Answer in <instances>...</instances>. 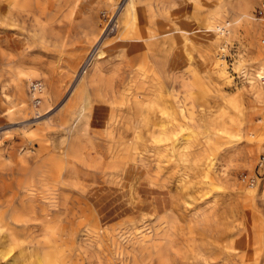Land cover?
<instances>
[{
	"label": "rangeland",
	"instance_id": "374dc122",
	"mask_svg": "<svg viewBox=\"0 0 264 264\" xmlns=\"http://www.w3.org/2000/svg\"><path fill=\"white\" fill-rule=\"evenodd\" d=\"M162 1L164 0H142V5L156 11L157 14ZM187 1L175 5L176 8H181L182 19L184 21L187 19L185 26L195 25L208 17L211 6L207 0L204 4L199 3L200 0ZM260 1L251 0L254 15ZM122 2V0H34L27 10L13 11V19L0 18L1 21L4 20L0 21V264L10 257L13 260V256L16 259L14 264L17 263L18 256L21 260H18L17 264H53L49 260H56L58 253L63 260L59 259L57 264H133L140 260L137 248L139 242H136L140 233H145L152 243L159 241L161 234L159 223L163 215L154 218L147 213H154V208L156 212H162L172 207L173 200L177 203L179 224L184 229L179 230L181 228L178 225L175 233L177 237L174 236L176 243L174 242L170 249L166 250L165 246L159 248L158 253L165 255L168 264H185V239L181 237L185 238L190 216L196 217V221L191 224L196 230L203 232L205 240L208 242L214 240V249L211 248L206 255L207 264H241L242 258L246 256L252 263L263 264L264 210L257 195L252 191L262 177L256 178L254 187L250 188L242 176H255L257 162L260 157H264V150L257 147L264 137L261 135L263 123L261 120L264 116L253 117L255 130L253 135L247 136L249 140L247 144L251 148H256L249 163L244 157L246 139H241L237 152L235 154L231 152L232 156H229L231 153L225 150L222 139L214 138L215 153L217 157L220 153L223 160L222 165L216 167L221 186L216 189L206 184L200 189L202 192L198 191L199 193L186 186L185 205L177 198L172 184L168 191L158 189L157 184L152 183L158 173L154 153L140 149L141 156L144 157L140 161L139 154L131 156L129 147L123 143L131 139L134 131L141 127V118L146 113L149 120L153 121L152 112L155 110L150 106V102L156 101L155 97L158 98L159 94L168 98L169 87H173L177 92L182 91V81L185 83V89L193 92L200 90L197 86L198 81L206 89L203 96L206 100L205 105L198 108H205L207 111L204 115L205 120H214V116L219 117L222 111L228 114L230 111L226 106L230 98H236L248 113L253 96L245 80L240 77L237 65L239 56L241 54L245 56L252 50L249 38L245 36V31H242L238 37H231L228 43L219 42L220 46L224 45L223 49L217 46L213 50L207 41L197 37L188 47H171L167 56L157 57L158 62L153 66V71L144 74L135 71L136 67L132 65L124 43L120 42L122 44L118 45L117 40L114 42L115 47L111 41L101 61L94 63L99 64L97 71L91 73L88 80L86 78L85 82L77 86L73 98L69 97L68 90L65 91L66 85L71 80L75 82V78L84 70L85 57L92 53L91 39L94 38L86 27V20L91 18V24L99 21L101 28L104 24L108 23L107 25L111 26L114 23L113 33L110 32L109 37L104 39L108 41L113 38L121 24ZM73 3L79 4L83 10L69 20L68 10ZM166 29L168 27L164 28ZM168 35L169 33L164 34ZM262 37L264 39V30ZM222 53L224 56L220 58ZM8 61H12L11 64L17 66L18 70L37 73L33 81L41 82L46 88L48 80L53 77L56 88L53 87L54 91L50 88L49 91V98L52 99L49 101V110L18 111V102L21 101L29 107L35 102L31 98V84L23 86V93L15 92L12 82L4 73L7 67L5 62ZM160 61L163 66H160ZM214 61H221L224 64L226 77L221 81L214 78L212 68ZM187 67L191 68V72L186 73ZM20 77L24 79L23 74ZM111 84H116L114 92L106 91ZM4 94L11 103L3 101ZM116 96L117 106L113 99ZM39 101L41 99L38 96ZM8 107L11 111L10 116ZM78 114L83 116L80 118L86 121L87 128L70 133L68 127L69 125L73 127L77 123V120L72 123V119ZM139 115L141 118H138ZM200 123L197 117L186 119L185 138L191 131L202 136L204 133ZM199 149L202 158L210 154L204 146H199ZM111 157L120 159V163L118 162L117 166L113 165ZM210 157L213 158L214 154H210ZM161 164L160 179L166 173L174 172L169 163ZM37 167L44 169L57 167L59 171L61 181L57 183L61 184V188H58L57 198L50 204L44 199L41 201L42 208L45 212L50 211L47 213L49 218L54 219V223L52 222L49 230H44V218L25 219L15 230L14 240H10L3 225L8 224L11 206L14 204L11 191L16 188L20 178L26 177L25 172ZM133 172L136 173L134 177L137 175L138 182L135 188L129 189L122 176ZM106 177L109 180H105ZM138 198L141 203L136 201ZM150 200L151 202H147ZM79 207L84 208L83 214L80 213ZM85 221L102 229L108 224H121L122 236L111 234L107 230L105 238L91 239L83 235L82 223ZM27 252L31 255L29 256ZM150 258H152L150 263L162 264L161 258L156 257L154 252ZM10 259L9 261H12Z\"/></svg>",
	"mask_w": 264,
	"mask_h": 264
},
{
	"label": "bare ground",
	"instance_id": "6f19581e",
	"mask_svg": "<svg viewBox=\"0 0 264 264\" xmlns=\"http://www.w3.org/2000/svg\"><path fill=\"white\" fill-rule=\"evenodd\" d=\"M122 1L123 2L121 4V13H120L121 24L120 26L117 27L116 33L114 36H112L113 37L112 39H109L108 41L104 40L105 38L109 37L110 32L113 33L115 28L114 23H113L114 25L113 24L111 25L112 28L111 26L107 25L108 23L104 24L101 28L99 25V21L98 23L97 22L92 23L93 24L92 26L90 21L91 18L90 20L88 19L86 20L87 21L86 27L89 28L88 30H90L91 32L90 34L92 38H94L91 39L93 40V44H92L93 48L92 51H90L92 53L91 55H89V57L87 56L85 57L86 64H84L85 65L84 70L75 78L76 79L75 82L73 83L71 80V82L68 85H66L65 91L68 90L69 97L73 98L74 91L76 90L77 86L85 82L86 78L88 80V78H90L91 76V73L97 71L99 64L94 65V63L101 61V57L105 54V52H107V46L109 43H111V41L113 42V45L116 44L114 42H117V40H119L118 45L122 44L120 42L124 43L126 49L128 50L127 54H129V58L133 62L132 65H135L136 67L135 71L141 74H144L145 72L148 73L153 71V66H156V63L158 62L157 57L167 56V53L171 47L173 46L188 47L193 43V41L197 37L202 38L204 41H207L208 44L213 48V50L217 46L223 49L224 45L220 46L219 42H221L222 44L228 43L231 40V37L233 38L238 37L242 31H245V36L249 38L252 45V50L249 53H247L245 56H243L242 54L239 56L240 59L237 65L240 77H242L243 80H245V82L247 83L246 86L248 87L250 94L253 96V101L250 103L248 113L245 112L246 110L242 107V104L236 98H230L226 106V108L229 109L228 111H230L228 114L222 111L219 117L214 116V120L211 121L205 120L204 115L207 114L206 113L207 111L205 110V108H201V109L198 108L199 106L203 107V104L205 105L206 100H204L203 96L205 94L206 89L198 81L197 86L200 88V90L198 89L199 90L198 91L197 89H195L198 92H193L190 89H185V83L181 80L182 81L181 86L183 90L177 92L176 90H174L173 87H169V89L167 90L168 98H164L163 94H159L158 98L155 97L156 101L150 102V106L153 107L155 110L154 112H152L153 121L149 120L147 113L145 116L142 115L143 116L142 118L140 117L141 115L140 114L138 118L140 117L142 119L140 121V123H142L141 125L142 129H139L141 128L139 126V128H137L138 130L134 131L135 133L133 134L131 139L126 140V143L125 141H123L124 145L126 147H129L131 156L132 154H137V155L139 154L138 160L140 161L144 159V157H142L143 155L141 156L142 153L140 149H144L145 151L154 153L153 155L154 162L158 173L155 176V178H153L152 183L155 185L157 184L156 188L168 190V191L170 184H172L174 186V190L177 198L182 200L183 204L185 205L186 186H188V188L190 187L191 190L197 193H199L198 191H200V189L203 188V186H205L206 184H209L211 185L212 188L214 187L216 189H218L221 186V182L218 181L219 179L217 178L216 167L218 165H222L223 160L222 158H220V153L218 154V157L217 154L215 153L216 150L215 139L217 137L222 139V144L224 145L225 150H227V152L230 153L232 152L234 154L237 152L238 146L240 145L241 142L240 140L246 139L244 157L247 163L250 162V159L254 154L256 147L251 148L247 144V142L249 141L247 136L253 135L255 130L254 129L255 127L253 125V117L264 116V39L262 37V33L264 30V22L253 14L251 0H207L211 6L208 17L195 25L193 24L192 26H185V21H187V19L184 21L180 16L181 8L175 7V5L181 2L184 3L187 0H164L161 2V6L158 7L157 14L156 11L154 12L148 9L147 7H144L142 5V0H122ZM33 2L34 0H0V13H1L0 18L3 17L4 19V17H6L9 19H13L14 17L13 11L16 10L25 11L31 7ZM204 2H206V0H200L199 3L204 4ZM82 10L83 7L81 8L79 4L73 3L68 10L69 20L79 12H82ZM66 17H67V13H66ZM170 26L173 27L169 28ZM166 27H168V29L164 30V28ZM99 28L101 30H99ZM165 33H169V35L164 36ZM177 47L175 48L177 49ZM108 49L110 50V47ZM173 53L176 52L173 51ZM177 53L179 52L177 51ZM223 56L224 55L222 53L220 58L221 57L223 58ZM183 61L185 62V60ZM161 62L162 61H160V66H163ZM5 63L7 67L4 73L8 76V80L12 82L15 92H18V94L23 93V88H24L23 86H29L30 84H33L34 82L33 77L37 75V73L23 72L21 70H18L17 66L11 64L12 61H8ZM170 64L172 63H169V65ZM223 65H224L223 62L221 61L220 62L214 61L212 65L214 78L219 79L220 81L225 79L226 77L224 76L225 68H223ZM188 72H191L190 67H187L186 73ZM21 74L24 75V79L20 77ZM23 80H24V84H23ZM54 83L55 82L52 77L50 80H48L47 88L44 87L43 84L41 83L40 88L32 89L31 98L34 99L33 101L35 103L32 105V107H29L28 105H24L23 102L20 101L17 103L18 111L25 112L32 110L35 112H40L41 110H49L50 108L49 101L52 100V99L50 100L49 98V91L50 88L54 91L53 89V87H55ZM38 96L41 99V101L39 102H38ZM5 97L8 96L4 94V98H2L3 101L5 103H11V100ZM113 99L115 102V106H117V96L113 97ZM144 103L142 102V104ZM37 105H39V107H36ZM7 110H9L8 113L9 112L11 113L10 107H8ZM16 111L14 112L16 113ZM10 113L9 116L11 115ZM132 115L134 116V114H131V116ZM193 117H197L198 120L201 122L200 127L203 129L202 131L204 134L202 133L203 134L202 136H198L199 133L195 134L193 131H191L189 132V134H187V138H185L186 135L185 120L191 119ZM76 120L77 123L73 127H71L70 125L68 127V131H70V133L71 132L73 133L74 131L77 132L78 128L81 126L80 114H78L76 118L72 119V123L75 122ZM176 121H180V122L177 124L175 123ZM261 121H263L261 125V133H262L261 135H264V117H262ZM182 129H184L183 130L184 132H182ZM132 130H134V128ZM213 135L215 136L213 137ZM199 146L206 147L207 150L210 151L211 155L214 154V157L211 158L209 154L205 158H202V153L199 149ZM257 147L264 150V137L263 139L260 140ZM232 153L229 156H232ZM119 160L120 159L118 158L115 159V157H111L110 161L113 165L117 166ZM162 162L169 163L172 166L174 172H172L171 174L166 173L160 179L159 172H161ZM25 173H26V177H23L22 179L20 178L19 181L16 183L15 186L16 188L11 191L13 195L14 204L11 206V214L8 224L3 225L5 226V231L9 235L10 240H14L15 238L14 233H16L15 230L19 225L23 223V221H25V219L35 220V219L44 218L45 219L44 230H49L52 226L51 225L52 222L54 221L53 218H49V214L47 212L50 211L45 212V209L42 208L43 205L41 206V201L44 199L47 201L46 202L47 204H50L57 198L56 195H58L57 194L58 188L61 185L57 183V181L60 180L59 171L57 170V167H54L52 169L50 168L44 169L41 167H37ZM135 174L136 173L133 172L127 175L123 174L122 176V178H124L123 182L124 181L126 182V184L129 186V189L135 188L138 182V178L136 177L137 175L134 177ZM261 177L262 178L259 179L256 188L252 191L253 193H255V195H257L258 201L260 202L264 210V175H261ZM104 179L109 180L107 177ZM66 186L67 185H65V187ZM247 186L250 188L254 187V185H247ZM139 200L140 198H138L136 201L139 202ZM177 200L178 199H176V201ZM147 202H151V200ZM172 202L173 205H171ZM172 202L170 204L172 207L166 208L162 212H156V209L154 207H153L154 213L146 212L148 215L153 216L154 218H157L161 214L163 215L160 218L161 221L159 223L161 234L159 237V241L157 240L156 242L154 241L152 243L151 239L148 238V236L145 233L144 234H142V232L140 233V236H138V239H136L137 240L136 242L137 243L139 242L137 248L140 254V260L138 261L136 260L134 262L135 264H153L150 263L152 261V258L150 257L153 252L156 254V257L161 258L160 262L162 264H168L165 255H163V253L161 252L158 253V251L159 248H162L163 246H165L166 250L170 249L174 245L175 242L174 236L176 231L178 230L179 227L181 228L179 224L180 216L177 214V208H178L177 203L175 202V200H173ZM79 209H80V213L83 214L84 208L79 207ZM141 215H143V213ZM200 215L202 216L203 213L202 214L200 213ZM195 218H193L192 216L189 217V221H188L189 224L187 227L188 230L184 234L185 238L182 235H181L182 237L179 235L182 239H185L184 262L185 264H207L208 257L206 255L209 253V251L212 250L211 248L215 247L214 240L212 239L210 242L206 241L203 232L195 229L194 225L191 224V222L196 221ZM262 219L264 220V215ZM119 226L121 228H119ZM82 228L84 230L83 235L91 239L101 240L103 239L104 235L107 234V230L110 231L111 234L114 233L115 235H118L120 237L121 235L120 231H122L123 226H121V224L118 225L108 224L106 228L102 229V227L98 225L93 226L89 224L87 221H85L82 223ZM182 228L179 230L184 229ZM113 239L116 240V238L114 237ZM28 247L26 246V248ZM20 255H22V253ZM30 255L31 253L29 254V256ZM52 256L53 255H51V257ZM56 256H55L57 258L56 260L54 261L49 260V262H52L53 264H57V262H59L58 260L61 259V257L59 253ZM13 258L15 259L14 256ZM248 258H249L248 256L242 258L241 264H257L256 262L255 263L250 262ZM9 259L5 260V262L1 264H14V261L16 259L15 260L10 259L12 261H9ZM145 259H147V261ZM18 260H21L19 259V256L17 259V263Z\"/></svg>",
	"mask_w": 264,
	"mask_h": 264
},
{
	"label": "built area",
	"instance_id": "2783aa9c",
	"mask_svg": "<svg viewBox=\"0 0 264 264\" xmlns=\"http://www.w3.org/2000/svg\"><path fill=\"white\" fill-rule=\"evenodd\" d=\"M255 15L260 18L264 22V0H261L255 10ZM83 64H86V59L83 61ZM85 66V65H84ZM41 82L34 81L33 84H31L32 89L40 88ZM257 171L255 173V176H247L243 175L242 179L247 183V185H254L256 182V178L260 177L261 175H264V157H260L257 162Z\"/></svg>",
	"mask_w": 264,
	"mask_h": 264
},
{
	"label": "crops",
	"instance_id": "0c3cea01",
	"mask_svg": "<svg viewBox=\"0 0 264 264\" xmlns=\"http://www.w3.org/2000/svg\"><path fill=\"white\" fill-rule=\"evenodd\" d=\"M115 85H116V84H111L110 86L107 87V90H106V91H108V90H109L108 92L113 91V90L115 89V88H114ZM87 86H88V85H87ZM115 87H116V86H115ZM86 89H87V87H86ZM110 89H111V90H110ZM108 92H107V93H108ZM83 99H84V98H83ZM80 117L83 118L82 115H81ZM81 118H80V120H81V126H80V127H81L82 129H85V128L87 127V123H86L84 120H82ZM85 126H86V127H85ZM80 127L78 128L79 130H81Z\"/></svg>",
	"mask_w": 264,
	"mask_h": 264
}]
</instances>
